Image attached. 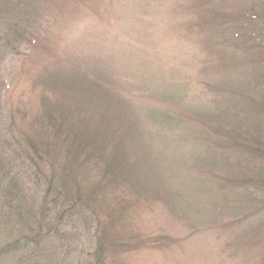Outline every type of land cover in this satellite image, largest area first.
Segmentation results:
<instances>
[{"label": "rangeland", "instance_id": "1", "mask_svg": "<svg viewBox=\"0 0 264 264\" xmlns=\"http://www.w3.org/2000/svg\"><path fill=\"white\" fill-rule=\"evenodd\" d=\"M22 1L36 38L0 59L2 149L24 171L13 152L45 137L39 167L77 189L41 202V228L62 218L39 250L33 217L0 220V264H264V157L226 135L264 148V0Z\"/></svg>", "mask_w": 264, "mask_h": 264}, {"label": "trees", "instance_id": "2", "mask_svg": "<svg viewBox=\"0 0 264 264\" xmlns=\"http://www.w3.org/2000/svg\"><path fill=\"white\" fill-rule=\"evenodd\" d=\"M22 4H23L22 0H0V12H2V15H0V21L2 26L0 27V59H5L6 55H11V54L12 56L18 55V49L15 48L11 43L12 37L14 39H20L24 41L28 40L29 38L31 39L33 37L36 38V36L33 34L35 33V30H33L32 33L31 32L28 33L24 31V30H28L29 24H31L29 20H25L26 22L24 23H26V26L22 27L24 23L22 17H20L21 14L19 10ZM259 35H260L259 38L260 40L258 41L256 39L257 36L256 34L254 40L258 43V45L262 47L264 46V40L261 39L263 34H259ZM49 117L50 119H47L48 117H46V119L49 122L48 124H50L49 126L53 125L54 129H56L55 125L53 124V122H55L54 117L52 115H49ZM1 118L4 120V124ZM6 123H7L6 116H4L0 111V136H2L0 137V211H1L0 220L4 221L5 219L6 221H9L10 222L9 225L11 226V228L16 229L22 223L25 225V228L28 227L29 225L27 222H30L32 220L30 218L33 217L35 219V221H32L34 222L33 228L36 229L35 230L36 233L35 235L33 234L34 235L33 237L32 236L28 237L29 238L28 241L32 242V244L34 245V247L31 248V251L36 249L39 250L40 249L39 240L41 239V237L43 238L49 237V233H51L53 230L52 228L54 226L59 227L58 220L62 218L60 214L56 213L57 216H55L53 219L54 223L51 224L48 228H46V230L45 227L41 228V225L39 224L41 222H39L36 219L37 217H35L36 214L39 213H42L43 215L44 207L43 205H41L42 204L41 202L44 201L49 194H51L53 198L52 201L55 198L57 199L60 197L62 198L61 202L68 198L73 199L74 191L77 189V186H75L74 189L73 187L66 186L67 180L72 179L73 181V175L71 173H70L71 176L69 175L67 176V172L64 170L66 169V167L61 165L59 169L52 168L49 173H47L46 171H44V169L39 167V165H41L39 163L43 161V159L47 160V156H48L47 153L49 148L47 147L48 144L45 137L44 138L42 137L40 140L34 143H32L33 141H26L27 142L26 149L20 144L17 147V150L14 151L13 153L16 154V157L19 156L20 158L21 156L24 157V160H21V162L19 163L21 164L20 166H22L24 171L20 170V167L19 169L15 167V165L12 162H10L11 158L7 159L5 156L8 150H10L11 148H9L6 151L2 149L11 146L12 144H14V142H16L14 136L8 137L10 138V140H6V139L4 140L3 135L5 137L9 135V131L6 128ZM238 126L236 127V130L227 131L226 135L232 136V141L240 145L241 148L243 147L245 149H248L251 153H253L256 156L261 155L262 157H264V154H260V152L263 151L264 148H262L261 145L258 144L257 137L252 133V136L249 135L240 138L239 136H242L243 133H240V131L238 130ZM69 134H65V135L68 136ZM232 145H234V143ZM82 148H85V146L83 145ZM27 150L31 153V156L28 155ZM89 153L90 151L87 148L86 154L84 156L86 160H88ZM74 159L77 160L78 165L76 167L79 168L82 163L81 160L79 161L75 155H74ZM224 164H226L225 161ZM29 171L31 172L29 173ZM42 181L43 183L45 182L47 183V187L41 201H38L36 199V195L34 193L33 194L30 193V188L27 185L29 183L40 184L42 183ZM239 182L241 185L244 186V188L247 189L249 184L245 185V183L251 181L246 182V180H239ZM245 192L248 194L247 190ZM71 204L74 205L75 202L72 201ZM2 211H6V214L8 215L2 214ZM47 218L51 219L50 216H47ZM7 225L8 223L5 226ZM31 232H32L31 228L24 231V233L27 235H31L29 234ZM34 237H36V239ZM17 244L18 242L16 240L12 242V245L19 247ZM12 245L10 246L13 247ZM96 252H99V250L97 249ZM100 252L102 251L100 250ZM100 252H99V258L96 257L97 264H99L102 259Z\"/></svg>", "mask_w": 264, "mask_h": 264}]
</instances>
